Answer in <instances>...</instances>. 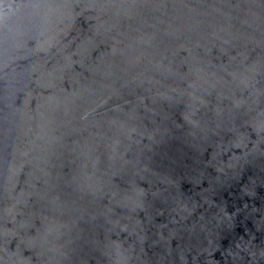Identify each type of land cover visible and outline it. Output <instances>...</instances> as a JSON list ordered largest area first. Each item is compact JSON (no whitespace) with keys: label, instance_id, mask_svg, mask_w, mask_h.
Instances as JSON below:
<instances>
[{"label":"water","instance_id":"1","mask_svg":"<svg viewBox=\"0 0 264 264\" xmlns=\"http://www.w3.org/2000/svg\"><path fill=\"white\" fill-rule=\"evenodd\" d=\"M0 264H264V0H0Z\"/></svg>","mask_w":264,"mask_h":264}]
</instances>
